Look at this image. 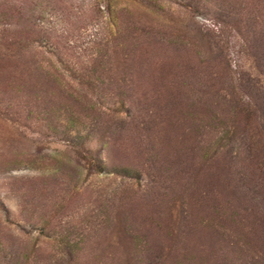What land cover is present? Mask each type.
Segmentation results:
<instances>
[{
    "label": "rangeland",
    "instance_id": "obj_1",
    "mask_svg": "<svg viewBox=\"0 0 264 264\" xmlns=\"http://www.w3.org/2000/svg\"><path fill=\"white\" fill-rule=\"evenodd\" d=\"M2 34L41 44L37 62L47 68L42 73L64 70L59 86L62 92L85 90L80 81L88 72L83 68L91 67L88 61L92 58L111 54L114 47L118 49L112 58L115 69L128 55L135 60L134 70L140 77L132 89L138 96L151 90L153 83L157 85L156 77L168 70L171 85L184 81V88L189 90L235 89L247 99L252 89L246 88L254 81L264 86L260 73L264 68L259 69L264 51V0H0V40ZM218 48L226 62L220 73L227 81L221 83L206 76L203 82H196L190 67L218 68ZM98 75L101 79L94 83L99 89L114 90L108 83V71L98 69L94 78ZM113 101L106 97L104 105ZM125 102V107H117L119 117L145 116L133 101ZM42 103L26 91L0 85V264H18L21 250L29 252L24 264L36 263L32 250L47 252L43 259L52 263L56 259L49 252L53 244L44 235L53 239L60 232L70 234L71 239L84 236L76 264H88L94 243L118 241L113 233L92 234V228H98L108 215L125 211L128 204L132 209L133 199L139 211L144 210L136 232H151L139 236L150 246L133 249L130 240L127 247L116 244L100 253L101 264H128V260L131 264H194L193 257L198 253L192 238L168 236V232L142 223L149 217L150 206L169 207L173 194L163 200L159 195L170 184L153 183L154 173L147 167H139L140 173L134 177L107 174L100 162L104 160L109 168L118 162L114 159L117 153L112 157L113 151L103 147L96 124L84 120V126L68 129V113L62 109V114L49 116ZM228 122L224 119V128ZM223 133L217 136L223 137L221 144H226ZM215 137L211 139L213 144ZM241 148L235 143L222 150L223 158L235 153L238 158L225 171L233 174L232 179L225 181L223 176L220 183L251 188L254 183L250 179L240 180L239 173L245 172L238 170L245 158ZM261 215L264 217V213ZM120 237L124 239V234ZM176 240L172 251L166 248Z\"/></svg>",
    "mask_w": 264,
    "mask_h": 264
},
{
    "label": "trees",
    "instance_id": "obj_2",
    "mask_svg": "<svg viewBox=\"0 0 264 264\" xmlns=\"http://www.w3.org/2000/svg\"><path fill=\"white\" fill-rule=\"evenodd\" d=\"M110 11L108 13L112 14ZM42 48L41 44L31 40L2 34L0 85L17 92L26 91L30 98L41 100L47 106L46 114L49 116L60 115L63 109L68 113V129L84 126V120L94 122L101 131L103 147L113 151L112 157L114 152L118 155L114 157L118 162L111 163L109 168L104 160L100 162L107 174L134 177L139 175V167H147L154 173L153 183L170 184L169 189L165 187L164 193L159 195L163 200L169 197L170 192L173 194L169 207L165 208L164 204L150 206L149 217L142 223H150L155 229L168 232V236L175 234L180 238H192L191 244L198 253L193 257L194 264H264V217L261 215L264 213V86L259 85L261 81L245 87L252 89V93L247 90L246 99L235 89L189 90L184 88V81L171 85V71L168 70L156 77L157 85L153 83L151 90H144L138 96L132 89L140 77L134 70L135 60L127 54L115 69L112 58L118 49L114 47L110 49L111 54L106 53L100 59L92 58L88 61L91 67L83 68L88 72L81 75L84 78L80 84L85 90L62 92L59 86L64 70L42 73L46 67L36 59ZM215 57L218 68L190 67L197 76L196 82H203L206 76L221 83L227 81L223 78L225 74L220 73L223 70L221 65L226 64L220 48ZM260 68H264V51L259 60ZM98 69L108 71V83L114 90L110 87L99 89L95 85L94 82L101 79L99 75L94 78ZM260 73L264 76L263 71ZM77 77V72H74L75 81ZM106 97L114 100L112 104L104 105ZM53 100L59 101L53 103ZM126 100L133 101L137 111L145 113V116L119 117L117 107H125ZM224 119L229 121L225 128ZM77 131L82 133L80 129ZM219 133L225 135L226 144L220 143L223 137H218ZM214 136L216 142L213 144L211 139ZM106 139L112 142H105ZM123 140L124 144L120 142ZM235 143H239L245 153L238 169L245 170L239 173L240 180L250 179L254 183L251 188L225 183L233 177L232 173L227 175L225 171L231 168L238 154L225 158L221 154L224 148ZM223 176H226L225 181L220 183ZM136 201L133 199V210L128 204V209L108 215L98 228H92V234L113 233L118 236V241L94 243L88 264L103 263L101 252L114 248L116 244L127 247L129 240L133 249L150 246L148 240L142 242L139 236L150 235L151 232H136L141 226L140 218L144 211H139ZM103 226H106L105 232H100ZM122 234L124 239L120 237ZM44 236L53 244L49 252L56 259L51 263L43 259L47 252L32 250L35 264L78 263L84 236L71 239V235L64 232L53 239L49 235ZM171 243L166 246L170 251L178 242ZM27 259L29 252L21 250L17 263L24 264ZM127 263L131 264V261Z\"/></svg>",
    "mask_w": 264,
    "mask_h": 264
}]
</instances>
